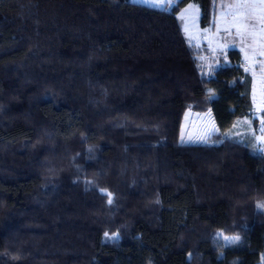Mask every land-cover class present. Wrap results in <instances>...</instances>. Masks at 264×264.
I'll return each mask as SVG.
<instances>
[{"label":"trees","instance_id":"16d2710c","mask_svg":"<svg viewBox=\"0 0 264 264\" xmlns=\"http://www.w3.org/2000/svg\"><path fill=\"white\" fill-rule=\"evenodd\" d=\"M189 3L207 27L212 0H0V264H264L251 75L201 73ZM188 109L217 142H179Z\"/></svg>","mask_w":264,"mask_h":264},{"label":"crops","instance_id":"0c3cea01","mask_svg":"<svg viewBox=\"0 0 264 264\" xmlns=\"http://www.w3.org/2000/svg\"><path fill=\"white\" fill-rule=\"evenodd\" d=\"M241 4L260 5L261 0H212L211 20L210 24L205 28L200 27L199 24L200 11L198 6L194 3H189L184 7V9L194 7L198 11L196 15L197 28H193V36L191 35L192 39H189V43L194 48L200 42V44H203L202 49H204V52L199 55V58L204 57L205 60L207 59L206 61L209 64L205 65L210 68L211 72L221 61H227V53L230 50H237L241 54L242 65L244 64L246 56H248L251 65L255 69L258 68L260 63L259 58L261 54H264V33L262 31L264 28V20L260 19L261 15H264V11L260 7H257L253 10L255 15L252 16L251 20H247L244 14L249 12V9L233 7L234 5ZM256 23L257 25H255ZM246 24L249 26L246 27ZM184 33L186 38H189L187 33L190 35L191 31L186 32L184 30ZM198 40L200 42L196 43ZM223 54L226 56H223ZM251 79V115L248 118L237 120L232 132L233 135L240 136V138L244 134L251 135L254 138L258 150L264 154V130H262L261 125L264 120V82H260V80L254 82L252 75ZM236 126H238L237 131L234 130ZM216 135H218V132H213L209 137L212 139ZM215 142L217 141L212 139L210 143Z\"/></svg>","mask_w":264,"mask_h":264},{"label":"rangeland","instance_id":"374dc122","mask_svg":"<svg viewBox=\"0 0 264 264\" xmlns=\"http://www.w3.org/2000/svg\"><path fill=\"white\" fill-rule=\"evenodd\" d=\"M131 1L149 6L148 4L142 3L141 0H131ZM179 1L180 0H152L153 3L160 5L159 7H154V8L166 9V10H170ZM196 10L194 7H187L186 9L183 8L180 11V13L177 15V18L181 24L183 32H184V30L186 32L191 31L190 35H189V33H187L189 38H186V39L188 42H189V39H192L191 37L193 36L192 35L193 28L194 27L197 28V24H196V21H197L196 17L197 16L196 15L198 14V11H196ZM238 23H240V22H238ZM252 25L254 26V24H252ZM255 25H257V23ZM262 31L264 33V28L262 29ZM194 33H196V32H194ZM198 42H200V41L199 40L196 41V43H198ZM200 43H198L199 45H196L194 50H195V53L197 54L196 55L197 56V62H198V66L200 68L201 73L204 74L205 76H208V74H205V70H209L208 69L209 67H206L205 64L208 65L209 62H207L206 61L207 59L205 60L204 57H202L201 59L199 58V55H201V53L204 52L203 51L204 49H202L203 44H200ZM223 56H226V55L223 54ZM248 59H249L248 56H246L244 64H243L244 68L246 70L245 69L244 70L254 77V82H258V80H260V82H264V54H261V56L259 58L260 63L258 65V68H256V69L251 65V63ZM263 112H264V106H263ZM261 125L263 128V129L262 128L261 129L264 130V120H263V123ZM234 130L237 131L238 126H236ZM213 132H214V129L210 123L208 111H205L203 113H199V112H195L191 109H188L183 116L182 123L180 126L179 142L181 144H204V145L205 144H211L210 142H212V139L209 136L212 135ZM234 134H235V131H234ZM105 234H104L103 240L106 242H116L119 240V235L117 232L107 233V236ZM226 237L227 238H233V237H238V236H236V235H225L222 231H218L215 234V238L218 241H220V243H222V245H224V246H230V245H233L239 241V239L238 240H229V239H226ZM260 264H263V261Z\"/></svg>","mask_w":264,"mask_h":264},{"label":"snow or ice","instance_id":"6c2138e0","mask_svg":"<svg viewBox=\"0 0 264 264\" xmlns=\"http://www.w3.org/2000/svg\"><path fill=\"white\" fill-rule=\"evenodd\" d=\"M142 3L148 4L151 7H159L160 5H157L155 3L152 2V0H141ZM233 7H237V8H246L249 9V12H246L244 14L245 18L247 20H251L252 16L255 15V12L253 11L254 9H256L257 7H260L262 11H264V0H261V4L260 5H255V4H241V5H234ZM260 19L264 20V15H261ZM246 27L249 25H245ZM109 202L111 203V199L109 200ZM107 236V233L105 234ZM229 240H238L239 237H233V238H227Z\"/></svg>","mask_w":264,"mask_h":264},{"label":"built area","instance_id":"2783aa9c","mask_svg":"<svg viewBox=\"0 0 264 264\" xmlns=\"http://www.w3.org/2000/svg\"><path fill=\"white\" fill-rule=\"evenodd\" d=\"M209 70H205V74H211V70H210V68H208ZM208 113H209V119H210V123H211V125L213 126V129H214V132H218V129H217V126H216V123H215V121H214V119H213V116H212V114H211V112L210 111H208Z\"/></svg>","mask_w":264,"mask_h":264}]
</instances>
